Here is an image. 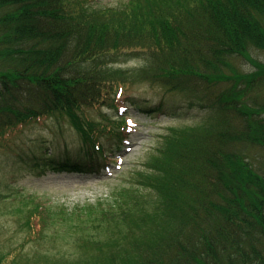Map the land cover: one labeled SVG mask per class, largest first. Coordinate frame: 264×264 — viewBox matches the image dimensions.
Here are the masks:
<instances>
[{
    "label": "trees",
    "instance_id": "obj_1",
    "mask_svg": "<svg viewBox=\"0 0 264 264\" xmlns=\"http://www.w3.org/2000/svg\"><path fill=\"white\" fill-rule=\"evenodd\" d=\"M93 1L0 0V149L27 125L67 120L78 153H44L33 167L108 171L104 139L120 150L130 132L116 98L135 81L187 94L215 116L170 129L136 178L148 194L124 188L84 207L80 225L63 222L78 257L23 259L17 250L0 264H264V62L252 54L264 52V0ZM126 51L147 65L116 67ZM59 223L34 203L25 242Z\"/></svg>",
    "mask_w": 264,
    "mask_h": 264
},
{
    "label": "rangeland",
    "instance_id": "obj_2",
    "mask_svg": "<svg viewBox=\"0 0 264 264\" xmlns=\"http://www.w3.org/2000/svg\"><path fill=\"white\" fill-rule=\"evenodd\" d=\"M128 1L95 0L91 6L123 7ZM252 54L264 62V52L253 51ZM236 62L242 70H252V66L244 60ZM147 63L142 52L126 51L114 65L133 70ZM116 101L127 110L122 115L129 118L130 132H126L127 138L120 150L116 147L112 149L111 141L104 139L109 157L108 171L99 174H55L49 171L40 175L41 171L33 167V158L42 157L44 153L59 158L78 153L81 140L67 120L41 119L5 138V144L10 147L0 149V255H13L21 250L23 259L40 255L78 257L75 239L68 237V227L63 222L80 225L78 216L85 212L84 207L105 200L124 188L135 187L139 192L148 194L145 188L138 186L136 178L144 170L146 161L162 145L170 129L198 127L214 115L212 109L196 98L169 92L148 81H135L125 87ZM148 109L153 111L147 112ZM101 111L120 115L118 110L107 107ZM261 154L257 153L256 157L262 159ZM36 202L51 207L52 214L58 215L60 223L49 225L41 240L25 242L28 237L26 215ZM65 217L67 220H64Z\"/></svg>",
    "mask_w": 264,
    "mask_h": 264
}]
</instances>
